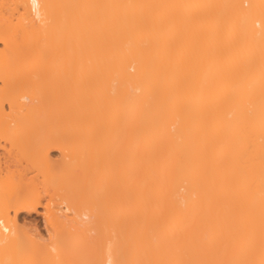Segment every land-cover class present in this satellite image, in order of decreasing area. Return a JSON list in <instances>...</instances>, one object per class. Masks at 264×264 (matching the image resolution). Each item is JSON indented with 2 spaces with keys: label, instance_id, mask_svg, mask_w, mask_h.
I'll return each mask as SVG.
<instances>
[{
  "label": "bare ground",
  "instance_id": "1",
  "mask_svg": "<svg viewBox=\"0 0 264 264\" xmlns=\"http://www.w3.org/2000/svg\"><path fill=\"white\" fill-rule=\"evenodd\" d=\"M0 264H264V0H0Z\"/></svg>",
  "mask_w": 264,
  "mask_h": 264
},
{
  "label": "rangeland",
  "instance_id": "2",
  "mask_svg": "<svg viewBox=\"0 0 264 264\" xmlns=\"http://www.w3.org/2000/svg\"><path fill=\"white\" fill-rule=\"evenodd\" d=\"M53 158H54V159H58V158H59L58 153L55 152V153L53 154ZM33 219H36V220L34 221ZM28 220H31L32 223L36 222L37 224L40 225V226L38 225L39 228H40L41 230H44V228H43V222H42V219H41V217H40L39 215H35V214H34V215L31 216V218H28L27 221H28ZM31 221H28V222H31Z\"/></svg>",
  "mask_w": 264,
  "mask_h": 264
}]
</instances>
